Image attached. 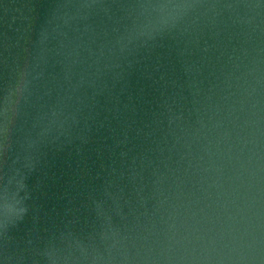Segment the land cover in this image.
<instances>
[{
    "label": "clouds",
    "instance_id": "obj_1",
    "mask_svg": "<svg viewBox=\"0 0 264 264\" xmlns=\"http://www.w3.org/2000/svg\"><path fill=\"white\" fill-rule=\"evenodd\" d=\"M0 264H264V0H0Z\"/></svg>",
    "mask_w": 264,
    "mask_h": 264
},
{
    "label": "water",
    "instance_id": "obj_2",
    "mask_svg": "<svg viewBox=\"0 0 264 264\" xmlns=\"http://www.w3.org/2000/svg\"><path fill=\"white\" fill-rule=\"evenodd\" d=\"M11 2L15 3V0H11ZM9 23H12L11 20H9ZM68 179L67 177H62L60 175V172L57 170L55 175L51 177L49 180V184L51 187L47 189V202L51 204L60 196L62 191L64 190V181Z\"/></svg>",
    "mask_w": 264,
    "mask_h": 264
}]
</instances>
